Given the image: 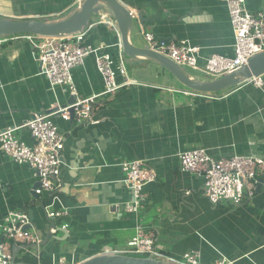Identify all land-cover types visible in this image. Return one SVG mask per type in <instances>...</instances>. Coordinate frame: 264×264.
I'll use <instances>...</instances> for the list:
<instances>
[{
    "label": "crops",
    "instance_id": "obj_1",
    "mask_svg": "<svg viewBox=\"0 0 264 264\" xmlns=\"http://www.w3.org/2000/svg\"><path fill=\"white\" fill-rule=\"evenodd\" d=\"M81 1L0 0V12L16 19H58ZM119 1L134 15L139 13L137 35L144 30L160 41L185 40L199 47L201 63L212 54L233 55V31L220 0ZM244 4L251 13L264 12V0ZM99 19L85 31V41L114 53L108 45L116 42V34L105 23H96ZM132 41L145 44L143 39ZM35 52L24 36L0 45V131L68 103L67 86H50ZM124 64L133 84L98 97L90 118L78 122L52 117L65 138L59 187L53 192L36 194L37 174L0 150V242L1 225L10 211L25 212L40 237L37 244L12 245L13 264H57L62 257L78 264L100 253H122L139 224L154 230L157 250L173 259L195 250L199 264H264V182L240 204L212 203L202 177L182 170L178 158L179 152L196 147L215 157L264 158V85L242 83L191 95L193 90L156 63L126 58ZM71 74L79 96L103 91L93 55ZM16 135L32 141L26 128ZM132 159H142L156 174L144 188L146 201L137 213L123 209L132 198L120 163ZM60 208L68 214L51 219L58 228L48 234L47 211ZM64 223L66 229L60 227Z\"/></svg>",
    "mask_w": 264,
    "mask_h": 264
},
{
    "label": "built area",
    "instance_id": "obj_2",
    "mask_svg": "<svg viewBox=\"0 0 264 264\" xmlns=\"http://www.w3.org/2000/svg\"><path fill=\"white\" fill-rule=\"evenodd\" d=\"M225 3L233 31V55L225 56L212 54L204 62L199 61V47L181 41H160L153 34L141 30L145 45L186 69L205 73L207 78H217L238 69L256 53L264 51V12L251 13L244 0H220ZM135 13V12H134ZM137 14L135 13V16ZM96 23H105L116 34L115 52L109 53L103 49L105 45L94 46L85 41V32L71 36H34L21 35L27 38L35 49L36 60L40 73L43 74L50 86L65 85L70 95L76 97L72 104L56 107L53 110L35 113L28 121L19 126H8L0 131V150L12 160L28 165L38 177L36 194L53 192L59 187L61 171V151L64 147V135L53 120L59 115L64 120L90 118L93 105L101 95L112 94L130 84L124 56L122 54L119 33L114 22L107 20L104 14ZM17 37V36H13ZM12 38V37H11ZM8 37L0 38V45L8 41ZM93 55L97 71L103 79V91L88 97L77 94L72 80V70L83 64L86 56ZM121 78V80L118 79ZM245 83L263 88L262 76H252ZM191 95H203L195 91ZM73 108L70 116L69 108ZM20 128H26L31 137L28 144L16 135ZM182 170L199 175L203 179V191L212 203L227 201L240 204L244 198L252 197L260 180L264 182V158L250 154H233L225 157L213 156L207 148L196 147L178 153ZM124 172L123 183L131 193V201L124 203L123 209L128 213H137L146 201L145 186L154 181L156 174L146 167L142 159H132L120 163ZM68 211L64 208L47 211L50 226L48 234H54L57 226L51 219L65 217ZM66 229L67 224L60 226ZM3 239L0 242V264H10L12 260V245L19 243H39L40 237L31 229L29 216L22 211H10L1 225ZM137 256L152 255L155 258L173 264H199V252L187 251L180 259H173L160 253L156 248L153 229L144 228L140 224L135 235L128 241L127 248L122 252ZM57 264H69L64 257ZM213 264H230L225 260H217Z\"/></svg>",
    "mask_w": 264,
    "mask_h": 264
},
{
    "label": "water",
    "instance_id": "obj_3",
    "mask_svg": "<svg viewBox=\"0 0 264 264\" xmlns=\"http://www.w3.org/2000/svg\"><path fill=\"white\" fill-rule=\"evenodd\" d=\"M101 14L114 22L119 33L120 45L124 59L143 60L156 63L166 69L169 74L184 88L199 93H218L223 90L245 83L252 76L264 75V51L251 56L246 64L217 78H199L190 71L175 63L165 55L149 49L145 44L138 46L133 43L132 36L136 33L135 16L119 0H82L68 15L58 19L26 18L16 19L0 12V38L29 34L34 36L62 37L85 32L92 22ZM76 101L70 95L67 104ZM74 109L69 108L70 116ZM260 185H258L259 187ZM16 253L12 252L11 264ZM78 264H173L152 255L137 256L124 253H100L88 257Z\"/></svg>",
    "mask_w": 264,
    "mask_h": 264
},
{
    "label": "rangeland",
    "instance_id": "obj_4",
    "mask_svg": "<svg viewBox=\"0 0 264 264\" xmlns=\"http://www.w3.org/2000/svg\"><path fill=\"white\" fill-rule=\"evenodd\" d=\"M139 36H140V35H137L136 33L133 34L132 37H133V39H134L135 42H139V43H140V42H143V41H141V40H142L141 36H140V38H139ZM140 39H141V40H140ZM189 70L192 72L193 75H195V76H197V77H201V78H204V77H205V76H204L205 73H203V72H199V71H196V70L192 71L191 69H189Z\"/></svg>",
    "mask_w": 264,
    "mask_h": 264
},
{
    "label": "trees",
    "instance_id": "obj_5",
    "mask_svg": "<svg viewBox=\"0 0 264 264\" xmlns=\"http://www.w3.org/2000/svg\"><path fill=\"white\" fill-rule=\"evenodd\" d=\"M21 35H25V34H19V35H15V36H21ZM27 35V34H26ZM11 37H13V36H10V37H8V38H11ZM129 255H132V254H129Z\"/></svg>",
    "mask_w": 264,
    "mask_h": 264
}]
</instances>
